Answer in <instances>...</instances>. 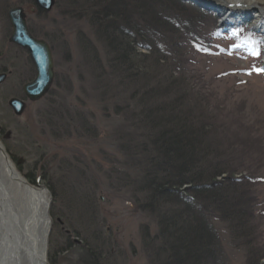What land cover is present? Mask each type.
I'll return each instance as SVG.
<instances>
[{
    "label": "rangeland",
    "instance_id": "1",
    "mask_svg": "<svg viewBox=\"0 0 264 264\" xmlns=\"http://www.w3.org/2000/svg\"><path fill=\"white\" fill-rule=\"evenodd\" d=\"M52 1L46 10L43 1L36 9L0 0V143L25 181L45 190L48 264H264V30L214 0ZM104 6L134 25L129 37H139L145 18L160 20L166 35L152 26L151 37H181V48L165 47V61H154L141 35L128 45L137 60L123 67L118 41L106 40L110 28L96 19ZM13 9L51 53L54 79L38 100L26 88L39 78L37 64L12 41ZM166 110L192 126L216 121L208 136L232 159L222 165L234 176L216 180L230 215L212 216L203 240L187 200L153 192L150 160L131 148ZM224 217L237 218L236 231Z\"/></svg>",
    "mask_w": 264,
    "mask_h": 264
},
{
    "label": "trees",
    "instance_id": "2",
    "mask_svg": "<svg viewBox=\"0 0 264 264\" xmlns=\"http://www.w3.org/2000/svg\"><path fill=\"white\" fill-rule=\"evenodd\" d=\"M116 2L120 1L118 0ZM108 4L109 2L106 6ZM106 6H104V13L102 12V14L97 16L96 19L102 20V22H105L107 27L110 28V31L108 32H111V37L104 38L108 41L110 39L111 42L114 43H116V40L118 41L117 46L119 47V51L117 52V55H119L123 67H131L134 65L136 59L135 56H137L138 52L132 46L128 48V45H131L132 42L136 44V39H139V37L142 36L143 41L146 42L150 39L151 42H153V46H148L149 48L147 50L150 52V55L152 56L151 58L154 61H165L164 56L166 55V52L168 53V47H175L176 49L181 48L178 46L180 42L178 40L170 41L172 45H168L162 42L165 37H151L149 30L152 26H157V30H155L157 33H162L164 31L165 34L166 25L164 26V23H161L160 20L154 22L153 20L144 17L145 20L148 21L146 25L148 24L149 26L144 27L141 25L139 32L137 29L139 37H129L126 32L129 30L131 33L132 31L135 33L136 29H133L134 25L130 24V22L124 23L123 17L119 14V9L121 8H119V11L116 13L112 12V15L107 12L109 8H106ZM146 34H150V36H147ZM184 46L186 45L184 44ZM165 47L167 48L166 52ZM172 50L174 51L175 56L179 54L175 49ZM142 58L143 57L140 56V59ZM154 110L158 109L154 107ZM166 112L169 113L165 114ZM166 112L158 117L153 116L154 123L149 124V129L152 130L142 136L146 140L142 141L141 137L140 142L130 146L131 148L134 147L137 152L143 153L150 160L149 168L152 174L150 177L151 179L156 177V179H154L155 181H153L152 191L155 189L157 191L166 190L168 194L172 193L182 202L185 200L190 201L184 202V205H186L184 210L189 212L191 219L194 218L196 223H198V226H196L198 229V239L203 240V236L200 235H203L202 233L207 231H212L209 222V219L212 216L219 214L221 210L223 213L225 212L224 214L228 217L230 215V209H232V207L229 206V198L228 196L224 198L221 195L225 189L223 190L221 183H218L216 180L221 175L232 174V171L226 169L227 167L222 165L229 163L225 158V155H221L219 147H216L217 139L213 138V143H211V139L208 136L210 126L211 128L216 127V121L211 120V122H208L209 125L195 123L192 126L191 124H184L183 121L180 120L179 117H176L172 111L166 110ZM144 128L146 129V127ZM202 145H206V150L202 148ZM215 147L218 148V151ZM210 149L213 150L210 151ZM180 168L184 169V173L181 175L177 173ZM163 182H169L170 185L162 184ZM186 186L189 187L186 188L189 191L188 194L192 193V196L184 195L185 192L182 191V188ZM157 191L156 193H158ZM237 198L239 201L244 199L242 196H238ZM220 218L223 220L222 214ZM224 220L227 221L226 217H224ZM189 221L191 220L188 219V222ZM227 223L230 226V220L229 222L227 221ZM234 226L235 225H233L232 228ZM188 233L191 234V231ZM199 253L201 256L202 252L199 251Z\"/></svg>",
    "mask_w": 264,
    "mask_h": 264
},
{
    "label": "bare ground",
    "instance_id": "3",
    "mask_svg": "<svg viewBox=\"0 0 264 264\" xmlns=\"http://www.w3.org/2000/svg\"><path fill=\"white\" fill-rule=\"evenodd\" d=\"M201 1L205 3L206 0ZM214 2V5L219 7L221 12L227 6L235 11H241L242 15H250L252 17L251 20L259 25L257 28H260L263 32L264 0H214ZM39 3V0H31L32 6ZM237 7L241 8L238 9ZM180 11L183 12L181 8H177L172 11L171 15L177 17L175 13H181ZM185 14L188 13L185 12ZM26 17L25 15L27 23ZM146 23L148 21H141V25L148 27L149 25H146ZM165 25L166 23H164ZM147 36H150V34ZM176 40L181 41L182 39L181 37H173L172 34H168V37L164 39L165 42L163 40L162 42L172 45L170 41ZM170 54L174 55V51H171ZM177 56L183 57L181 52ZM184 66H186V63ZM214 138L220 139H218L217 135ZM4 149L0 143V264H48L46 250L50 219L45 190L31 187L37 186L29 182L30 186L21 174L16 171ZM216 149L218 151V148ZM221 153L225 154L226 152L221 151ZM225 158L231 164L232 159L227 155H225ZM230 176L232 178L234 175L231 174ZM240 177L239 180H246L243 175ZM238 183L241 184L242 182ZM240 194L244 193H238V196L243 198L246 196L245 201L252 199V196H248L249 194H244L245 196ZM236 221L237 218L235 220L230 219L231 226L235 225ZM236 228L226 230L231 232Z\"/></svg>",
    "mask_w": 264,
    "mask_h": 264
},
{
    "label": "water",
    "instance_id": "4",
    "mask_svg": "<svg viewBox=\"0 0 264 264\" xmlns=\"http://www.w3.org/2000/svg\"><path fill=\"white\" fill-rule=\"evenodd\" d=\"M42 1L44 2V5H42L44 9L50 10L53 5V1L39 0L40 4H43ZM10 17L15 28L12 41L25 48H28L30 54L37 64L39 78L32 85L27 86L26 88L31 89L32 92H34L33 100H38L40 96H42L44 92L48 90L53 80V63L50 50L45 43L36 42L30 37L26 28L25 15L22 10H12L10 12ZM22 108L23 107L21 104V108L18 112H20Z\"/></svg>",
    "mask_w": 264,
    "mask_h": 264
},
{
    "label": "flooded vegetation",
    "instance_id": "5",
    "mask_svg": "<svg viewBox=\"0 0 264 264\" xmlns=\"http://www.w3.org/2000/svg\"><path fill=\"white\" fill-rule=\"evenodd\" d=\"M33 7L38 8V4H33Z\"/></svg>",
    "mask_w": 264,
    "mask_h": 264
}]
</instances>
